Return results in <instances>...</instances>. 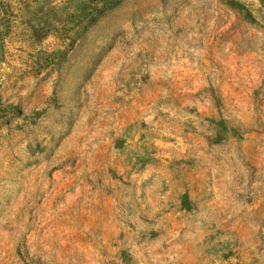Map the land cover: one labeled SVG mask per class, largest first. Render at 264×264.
Wrapping results in <instances>:
<instances>
[{"label": "rangeland", "instance_id": "rangeland-1", "mask_svg": "<svg viewBox=\"0 0 264 264\" xmlns=\"http://www.w3.org/2000/svg\"><path fill=\"white\" fill-rule=\"evenodd\" d=\"M0 264H264V0H0Z\"/></svg>", "mask_w": 264, "mask_h": 264}, {"label": "trees", "instance_id": "trees-1", "mask_svg": "<svg viewBox=\"0 0 264 264\" xmlns=\"http://www.w3.org/2000/svg\"><path fill=\"white\" fill-rule=\"evenodd\" d=\"M83 2H84V0H83Z\"/></svg>", "mask_w": 264, "mask_h": 264}]
</instances>
